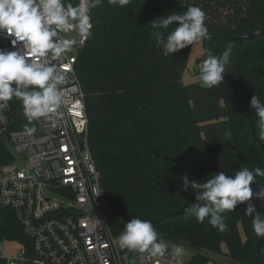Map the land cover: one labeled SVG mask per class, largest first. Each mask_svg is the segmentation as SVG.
<instances>
[{
    "label": "trees",
    "instance_id": "16d2710c",
    "mask_svg": "<svg viewBox=\"0 0 264 264\" xmlns=\"http://www.w3.org/2000/svg\"><path fill=\"white\" fill-rule=\"evenodd\" d=\"M75 2V0H72ZM191 5L206 13L211 40L206 51L220 55L232 48L230 69L218 86L203 88L199 78L185 80L191 46L165 56L152 38L151 21ZM92 36L77 63L89 120V144L101 175L105 209L115 233L133 216L149 219L163 242L187 243L195 252L186 264H239L254 260L259 240L251 229L246 205L226 213L225 232L198 223L189 210L164 214L195 202L181 177L204 182L215 175L212 164L176 161L197 152L216 157L235 172L264 169V141L256 136L250 99L264 100V37L234 38L264 26V0H133L120 8L103 0L92 8ZM171 31V27L165 35ZM21 104V103H20ZM22 116L17 111L14 117ZM0 150V163L11 160ZM258 181L264 177H257ZM264 212V196H254ZM0 238L30 242L9 208H0ZM260 264H264V247ZM133 256L136 253L130 252ZM0 264L6 259L0 257Z\"/></svg>",
    "mask_w": 264,
    "mask_h": 264
},
{
    "label": "clouds",
    "instance_id": "9594fccd",
    "mask_svg": "<svg viewBox=\"0 0 264 264\" xmlns=\"http://www.w3.org/2000/svg\"><path fill=\"white\" fill-rule=\"evenodd\" d=\"M102 3L103 0H0V41L11 44V50L0 48V113L10 108V101H19L22 115L28 121L25 130L29 135L36 132L35 127L29 126L32 122L59 114L64 104L61 88L65 83L59 62L92 36L91 9ZM108 3L126 8L133 0H108ZM158 17L151 21L152 38L165 56L212 38L205 23L206 13L199 6L191 5L182 13ZM170 27L171 31L165 35ZM73 31L76 36L69 35ZM205 51L199 66V82L203 88H212L224 82L232 48H226L220 55ZM250 106L257 117L256 137L264 141V100L253 95ZM3 120L0 115V122ZM233 173L220 171L204 182L190 181L187 173L181 177L183 190L190 188L195 193V203L186 207L189 218L194 216L201 224L207 219L213 228L225 232L228 228L225 214L244 204V215L252 217L251 229L260 240L264 238V212L256 210L252 198L264 196V187L254 193L251 185L258 181L257 177H264V169L243 167ZM118 244L121 249L152 257L163 256L169 247L159 238L151 220L136 216L124 224ZM172 253L181 257L185 249L176 246Z\"/></svg>",
    "mask_w": 264,
    "mask_h": 264
},
{
    "label": "built area",
    "instance_id": "2783aa9c",
    "mask_svg": "<svg viewBox=\"0 0 264 264\" xmlns=\"http://www.w3.org/2000/svg\"><path fill=\"white\" fill-rule=\"evenodd\" d=\"M88 39L59 62L65 83L58 115L32 122L36 132L29 135L25 117H14L23 111L19 101H10V108L0 113V150L8 149L12 157L0 163V208L15 212L30 241L11 240L20 247L7 256L0 238V257L6 264H186L183 256L172 253L178 244L165 242L168 250L157 257L132 256L119 247L120 233L110 226L89 144L85 94L77 73ZM0 48L11 50V44L0 41Z\"/></svg>",
    "mask_w": 264,
    "mask_h": 264
},
{
    "label": "water",
    "instance_id": "95a60500",
    "mask_svg": "<svg viewBox=\"0 0 264 264\" xmlns=\"http://www.w3.org/2000/svg\"><path fill=\"white\" fill-rule=\"evenodd\" d=\"M257 36H263L264 37V26L258 30H255L252 33H246V34H243L241 36L235 37L234 39L241 42L243 40L253 39ZM260 144H261L262 149L264 150V145L262 143H260ZM201 159H205L212 164V168H213V171L215 172V174L219 173L220 171H224L229 175H234V173H232L230 170L223 168L221 166L219 160L216 157H214L212 154L207 153V152H197L194 156L180 157V158H177L175 160L176 161H186V160L199 161ZM251 187H252L254 193L258 192L261 187H264V180L254 181L252 183ZM192 203H195V202H188V203L184 204L180 209H178L174 212H171V213L164 214L163 217H176V216L182 215L188 210L186 207ZM263 247H264V238H260V240H258L256 243V250H255L256 251V257H255V259L247 261V262H240L239 264H260V261L262 259Z\"/></svg>",
    "mask_w": 264,
    "mask_h": 264
},
{
    "label": "rangeland",
    "instance_id": "374dc122",
    "mask_svg": "<svg viewBox=\"0 0 264 264\" xmlns=\"http://www.w3.org/2000/svg\"><path fill=\"white\" fill-rule=\"evenodd\" d=\"M202 50H203L202 41L200 43L191 46L190 56L188 60L189 69L185 73L186 81H189L192 78L193 79L198 78L197 75H199V66H200V63L198 62V57L201 55ZM3 241L5 246V253L7 256L13 255L16 249L20 247L19 242L11 241L7 238H5ZM176 244L185 248V254L183 255V257L184 259L189 260L192 254L195 252V248L187 243H183L179 241H177Z\"/></svg>",
    "mask_w": 264,
    "mask_h": 264
}]
</instances>
